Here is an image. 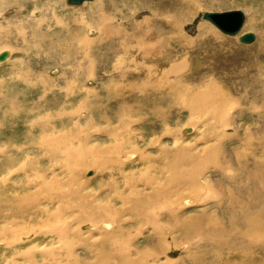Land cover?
Masks as SVG:
<instances>
[{
  "label": "bare ground",
  "instance_id": "obj_1",
  "mask_svg": "<svg viewBox=\"0 0 264 264\" xmlns=\"http://www.w3.org/2000/svg\"><path fill=\"white\" fill-rule=\"evenodd\" d=\"M220 1L134 0L132 13L128 16L135 33L140 34L135 44L139 48L136 53L128 51L130 35L121 26L116 30L117 40L113 39L108 12L113 8L116 13L121 12L115 2L93 0L79 10L71 9L62 18L65 22L56 21L54 27L52 23L45 25L48 32L60 34L62 44L49 40L47 45H42L40 35L43 33L38 27L32 29L35 47L30 50L25 46L22 51L28 54L33 50L41 51L45 55L48 49L45 58H54L55 52L61 55V61L76 67L78 81L75 83L79 88L76 85L73 95H86V82L97 75L93 73L96 68H101L105 74L101 87L107 92V98H104L108 103L99 105L97 99L89 100L90 97L86 99L84 96L82 103L75 108V115L85 108L84 113H91L99 107L110 112L109 103L118 104V108L109 116L105 115L106 118L100 115L105 122L104 128L92 133L101 135V141L90 143L91 134L83 128L84 132L78 130L75 125L74 128L55 129V118L40 116L32 122V126L38 122L35 128L40 132L38 141L32 146L20 145L10 149L0 145V197L11 198L0 206V257L5 258L3 264L17 262L12 259L14 256L6 255V251L17 244L26 246L22 255L28 264H36L37 255L48 260L45 264H252L259 249H264L263 138L252 135L259 125H252L254 122L244 126L237 118L241 119L247 113L256 116V110L264 117V87L259 85H264V42L254 45L251 58L240 63L238 68L235 54L228 52L232 55L229 59L222 54L227 42L218 48L214 43L206 42L210 37H221L219 32L212 28L208 30V27L205 29L206 25L201 22L195 38L180 31L182 23L191 21L201 5L211 10L218 8ZM7 3L8 0H0V8ZM123 3L125 6L127 2ZM139 11L146 13L142 20L136 18ZM58 13L63 11L59 9ZM254 16L249 18L244 14V22L247 19L239 33L242 28L251 30L250 24L254 27ZM3 19L5 23L10 21ZM93 20L109 25L95 29ZM22 23L23 19L17 20L21 27L16 32L26 41L28 38ZM251 31L255 32L256 35L251 33L257 41L259 32H264L258 28V32ZM99 32L106 33L109 42L106 49L100 51L104 57L112 55L108 65L102 64L96 55L94 65L92 56V64L86 63V67L82 61L77 62L79 58L73 64L70 56L76 51L93 50L98 43L100 50ZM9 33H5L6 37ZM235 36L239 37L237 33ZM0 41H4L1 27ZM112 42L122 50L115 52ZM174 43L178 49H174ZM4 51L7 58L3 62L11 57L9 50ZM188 51L203 53L205 62L196 60L195 66L189 63L190 67H187L185 57ZM219 53L227 63L214 60ZM122 58L129 60L124 63ZM245 61L250 62L249 67ZM227 66L231 68L229 73ZM202 67L204 69L198 75L196 70L200 71ZM35 79L42 81L41 76ZM71 82L72 78L67 81V86ZM226 82L232 88L242 85L245 90H259L258 95L246 94V97L252 96L260 106L250 101L252 105L237 113L241 106L231 97ZM179 108L186 111L190 120L183 128L178 126L180 129L175 130L163 123L160 136L184 130L187 140L183 145L174 140L159 144L155 153L141 152L136 146L126 153L124 144H137L131 138H123L120 132L137 131L130 125L136 122L143 126L146 109L164 122L171 116V110ZM61 113L60 116L71 121L70 112ZM158 138L159 135H155L151 144H157ZM111 140L114 143L108 142ZM32 147L35 150L28 151ZM14 150L22 152L18 155L22 160L12 155ZM45 162L48 166L41 168ZM127 163H140V168L125 170ZM86 169L95 175L93 179L83 181L81 172ZM17 176L21 179L16 180ZM92 180L101 187L98 194L90 187ZM87 188L93 191L92 194L85 192ZM193 205L195 211L186 214ZM11 210L29 217L33 211L40 214L32 216L29 223L23 216L12 215ZM82 223L88 226L87 229H82ZM133 224L139 225L135 236L142 235L141 243L134 239L130 229ZM40 235L53 236L48 238L52 249L37 244L35 237ZM173 248L180 251L176 258L168 255ZM83 250L89 255L80 254ZM258 256L264 258L262 253Z\"/></svg>",
  "mask_w": 264,
  "mask_h": 264
},
{
  "label": "rangeland",
  "instance_id": "obj_2",
  "mask_svg": "<svg viewBox=\"0 0 264 264\" xmlns=\"http://www.w3.org/2000/svg\"><path fill=\"white\" fill-rule=\"evenodd\" d=\"M91 1H93V0H86L85 2L83 1L79 4H70L69 5L66 2V0H54V1H52V0H8V3L4 7L0 8V22H2L0 24L1 36L4 39V41H0V47H1L0 52L3 50H9L11 52V57L8 60L3 62L7 58L6 57L4 60L0 61V145H1V147H9L10 149H13V147L20 146V145H24V146L25 145H31L32 146L33 143L38 141V134L40 133L37 130V128H35L38 122H34L33 126H32V122L36 118L39 119L40 116L41 117L45 116V119H47V118L50 119L52 117L55 118V120L53 121L57 126L55 129L60 130L61 128L65 129V127L71 128L75 125L76 126L75 128L78 127L77 128L78 130L79 129L82 130V128H83V130L87 134H91V137L89 138V140L91 139L92 141L90 143L97 142L99 140L101 141L102 136L101 135H95L92 132H98V130L99 131L103 130V128H104L103 124H105V122H104L103 118L100 119V115L103 116L104 118H106L107 116H109V114H111L110 112H112V113L116 112V109L118 108V104L109 103L108 105H110V106L107 105V107H108V109L110 108V112H109V110H106V109L102 110L100 107L98 108L99 110L97 109L95 111H92L91 113L90 112L84 113V111H87V110H85L87 108L82 110V112H80L78 110V113L76 115L74 114V112H75V108H77L78 105L80 103H82L84 98L88 99L90 97L89 100L91 98H95L98 100V101L97 100L96 101L99 103V105H103L104 102H106V104L108 103L107 100L105 99V98H107L105 96V94L107 95V92L105 89L103 90V88L101 87V83L103 82V78H105V74L102 72V69L99 67L96 68L93 73L95 75L96 74L97 75L94 77H90L89 82L88 81L86 82L87 87H86V95L84 94L85 97L82 96V94L73 95L72 91L77 90L76 85H78L75 83L78 81V79L75 78L76 67L71 66L67 62L61 61V59H60L61 55L60 54L57 55L53 51L52 52L55 55L54 58H49V59L45 58L44 56L48 55V53H49V50L46 49L47 46L44 47L46 49L45 55L40 53L41 51L37 53L33 50V51L29 52L30 54L25 53V51H22V49L25 46L28 47V49H30V50H32L35 47V41L32 38V29H34L35 27H38V29H40L41 33H43V35H40L42 45H47L49 40H54L56 43L62 44V41H60V34L58 32L57 33H53L52 31L48 32L45 25H49V23H52L51 26L53 25L52 27H54L56 25L55 22L56 21H62L63 20L62 18L66 17L65 15L69 11H71V9L72 10L73 9L79 10V9L83 8L86 5V3H89ZM123 1L127 2L125 6H124ZM133 1L134 0H105V2H107V3L115 2L116 6L119 7V9H121V12H117V13L114 11L115 8L111 9V11H109L110 13L108 12V14H109L108 15V17H109L108 22L112 23L111 29H112V36H113L114 40H117V38H118L116 30L119 26H121L123 28V30L126 34L130 35V37L127 41L128 42V51L130 53H136L139 50V48L137 46H135V44L137 45L139 35H140L138 33H135L136 29H133V25L130 23V18L128 16L130 13H132L131 10H133L132 9V6L134 4ZM224 3L231 4V6L225 5ZM217 6H218V8H214V9L212 8L210 10V8H206V7L203 8V5H201V7H199V9H197L195 11V13H194L195 15L191 21H187L185 23H182V28L180 31L185 32L187 35H189L192 38L193 37L195 38V36L197 35V30H198L197 27L201 22V24L203 23L206 25L205 29H207V27H208V30L210 28H212L215 31L219 32L221 37L213 36V37H210L209 38L210 40L208 39L206 42L208 44L214 43V45L217 48L220 46L221 43L227 42L226 47L224 48L225 53H222V54H224V57H226V59H229L230 56L232 57L231 53H228V52H232L233 54H235L238 57V58H235L236 67L239 68L244 60H246V59L248 60L249 58H251L252 54L254 53V48H253L254 45L257 46L258 44L264 42V32H259L258 41L256 38H254V40L252 42L247 44V45H251L252 47L245 48V46H247V45L244 43L239 44L240 42L238 41V38H236V36L234 37V35L229 36L226 34H221V32L216 27H214L213 25L211 26V23H209V25H210V27H209L208 21L205 22L204 20H201L199 18L200 14L203 11H225V10L239 8L242 10V12H245L244 13L245 17L249 16V18H250L251 15L252 16L255 15L254 16L255 23L253 24L254 27H252V24H250V26H249L251 30L257 31V28H258L259 31H264V0H221ZM18 9H20V10H18ZM49 9L57 10V12L51 11ZM59 9L63 11L62 14L58 13ZM140 9L143 10V9H145V7H141ZM109 10H110V7H109ZM20 14L22 16H20ZM55 14H58V15H55ZM144 16H146V13L139 11L136 18H137V20H142V18ZM57 17H59V19ZM3 18H8V19H10V21L5 23ZM22 19L24 20V23H22V28L25 30L27 38H28L26 41L22 40V38H20L18 33L16 32L17 28L21 27L20 24H17V20L21 21ZM246 19H245V22H246ZM39 21H41L42 23ZM63 22H65V21L63 20ZM92 22L95 23L94 24L95 29H104L105 27H107L109 25V23L108 24H106V23L98 24V23H96L95 20H93ZM39 23H41L42 26H40ZM5 25H7V26H5ZM251 30H246V29L242 28V32L239 33V31H240L239 30L237 32V36L241 35L244 32H248V31L253 32L254 35H256L255 32L251 31ZM6 32H10L8 37H6V34H5ZM99 37H101L100 50H99V46H98L99 43H98L93 50H91L89 48H84L85 51L83 49H82V51H76L74 54H72L70 56V58L73 61V64H75L76 60L79 58L77 60V62L82 61L83 63H85L84 67H86V63L91 62L90 56H92L95 58V61L93 63V65H94L95 62L97 61V58L95 57V55H96L102 61L101 62L102 64L108 65L112 55H108V56L104 57L103 52H100V51H104L106 49L107 45H109L108 39L106 37V33L99 32L98 38ZM2 44H6V46L3 47L4 45H2ZM64 45L68 46V44H64ZM111 45H112L115 52H120L122 50V49H118L117 43L112 42ZM173 46H174V49L179 48L177 46V43H174ZM168 48H170V47H168ZM87 50H90V51L87 52ZM229 50H231V51H229ZM91 51H92V53H91ZM77 52H78V54H76ZM82 53L84 55H81ZM6 54H7V52H6ZM203 56H204L203 53L198 54L197 52L192 53V52L188 51L187 56L185 57L187 59L186 60V66L187 67H190V65L195 66L196 60H198L199 62L200 61L205 62V59L203 58ZM83 57H85L88 61ZM214 57H215L214 60L217 59L216 61H218V62H220L222 60V55L220 53L218 54V56H214ZM26 58H27V62L25 61ZM80 58L84 59V60H81ZM182 59H184V58H181L180 60H182ZM226 59L224 58L222 60V62L224 61L223 63H227ZM128 60H129L128 58H122V61L124 63H127ZM84 61H86V62H84ZM245 62L247 64V66L249 67L250 62L249 61H245ZM189 63H190V65H189ZM91 64H92V62H91ZM193 69L196 70L195 68H193ZM203 69L204 68L202 67V68H200V71L196 70L197 74L199 75L200 72L202 73ZM230 69L231 68L229 66L226 67V71H228V73L230 72L229 71ZM20 73H23V74H20ZM38 76H41L42 81H38L37 79H35ZM71 78L73 79V83L71 82V85L67 86V81L71 80ZM94 79H95V81H94ZM41 82H44L45 84H42ZM226 83L228 84V89H229V92L231 94V97L234 98L235 100H237L239 103V106H241L239 108L241 110L237 113H241L242 109L244 107H249L250 106L249 104H251L252 101L255 104L258 103L257 106H260V102L259 101L256 102V100L252 96L246 97V94H251L254 96L258 95L259 90H256L253 88H251V89L248 88V90H245V88L242 85H236V87L232 88V87H229V84H230L229 82H226ZM259 85L264 87L263 84H259ZM78 88H79V85H78ZM64 89L67 90L68 92L64 91ZM87 89L91 90L92 93H95L97 95L94 96V94H89V91ZM99 98H101V99H99ZM64 111L70 112L72 114L71 121L66 117L60 116L62 114L61 112H64ZM106 112H108V113L106 114ZM145 112H146L147 117H144V119L146 121L143 124V126H142L141 122H136L134 124H130L131 127L133 129L136 128L137 131L135 130V132H120V134L123 136V138H127L128 140L131 138L132 142H136V144H137V145H135L133 143V145H131L130 142L128 145L124 144L127 154L130 153V150H132V148L135 146L137 148H141V152L155 153L158 145L162 144L163 142L171 143L172 141L176 140L178 144L183 145V141L187 140V138L185 137V135L183 133V132H185L184 130H183V132H178L175 134H171L169 136H164V137L160 136L161 132H163V130H162V127H164L163 123L167 124L171 129H174V130L180 129V128H178V126L183 128L184 124H186L187 121L190 120V116L186 113V111L184 109L179 108V109L171 110V114H170L171 116H169V119L168 120L166 119L164 122H160V120H157L156 117H153L154 115H150L149 114L150 111L148 109H146ZM103 113H105V114H103ZM38 114H40V115L38 116ZM82 114H84L85 116H82ZM255 114H256V116L254 114L247 113V114H244L241 117V119L237 118V120H239V123L243 122L244 126L245 125L249 126L251 123H254V122L256 124L254 123L252 125H259V128L257 130H255L254 132H252V135L254 138L255 137L263 138V147H264V117L258 110H256ZM105 115H106V117H105ZM46 116H47V118H46ZM95 117L97 119H95ZM85 118H86V120H85ZM52 119H51V121H52ZM85 121H88V122H85ZM89 121L93 122L94 124L91 122H90L91 123L90 124ZM100 121H103V122H100ZM113 121L116 124V119H113ZM65 123H70V124L68 125ZM88 123L90 125H88ZM111 125L115 126L114 123H112ZM84 126H86V127H84ZM98 126L99 127L101 126V127L99 128ZM226 130L228 131V128ZM152 133H154V135ZM26 135H28L29 137H26ZM155 135H159V138L156 141L158 143L155 145H152L151 143L153 141H155L152 138L155 137ZM254 135H256V136H254ZM138 138H141V139H138ZM25 140H26V142H24ZM108 142L114 143L113 140L108 141ZM263 147H261V150H262V155L264 157ZM34 150H35V148L32 147L28 151H34ZM21 154H22V152L14 150V154H12V155L16 156L17 160L20 161V160H22V157L20 158L18 155H21ZM230 154H231V152H230ZM42 164H41V168H46L48 166L47 162L42 163ZM132 165L134 167L131 168ZM138 167L140 168V163H135V164L127 163V165L125 166L124 169L125 170L128 169L130 171H133L132 169H136V168L138 169ZM87 170L88 169L81 172V177H82L83 181L87 180L88 178H92L95 175V173L94 172L92 173L91 170L90 171L88 170L89 172H87ZM96 171H98V170H96ZM202 176H203V174L200 175L201 178H202ZM19 179H21L20 176H17L16 180H19ZM29 181H32V178ZM90 187H93L95 189V192H96L95 194H98L100 191V188H101L100 186H98V182L96 183L94 181H93V183H91ZM85 192L92 194L93 191L87 188L85 190ZM191 199H193V198H191ZM9 200H11L10 197H7V196L0 197V206L4 205L5 202L6 201L8 202ZM114 203H115V205H118L116 200H114ZM19 211H21V210H19ZM194 211H195V207L193 205L191 208H189L186 211V214L192 213ZM12 212H13V210H11V214L14 216H18V215L23 216L25 218L24 220L27 219L29 221V223H31L30 220H31L32 216L35 217L36 215L38 216L40 214L39 212L33 211L32 215L29 217L28 215H23V212L18 213V210H15L14 213H12ZM23 217H21L22 218L21 221H23ZM34 220H35V218H33L32 221H34ZM80 226L82 227V229H85V228L87 229V227H88L87 225H85V223H82ZM138 227H139L138 224H133L130 227V229L132 231V234L134 235V239H136L137 241L140 240L139 243H141L142 242V240H141L142 235L141 236L139 235L138 237L135 236L136 235L135 232H136ZM52 237H53L52 235H40V236H36L35 240L38 242L37 244H43V246H46L50 250L53 248V247L51 248V246H53V245L49 243L48 238H52ZM136 240H135V242H137ZM18 245L21 246V248ZM14 247L15 248L17 247L18 249L19 248L20 249L17 250V248L15 249ZM25 247H26L25 245H21V244L14 245L11 248H9L8 251H6V255L8 257L14 256V258H12V259H15V261H17L15 264H28L29 261L24 260L25 258L23 259V255H22L23 254L22 251L25 249ZM179 252H180L179 250H177V249L174 250V248H173L171 251H169L168 255L171 258H176L178 256ZM259 253H262L264 255V249H259ZM259 253L255 256V259L253 260L252 264H264V258L263 259L259 258V256H258ZM80 254L89 255V252H86V250H83V252H80ZM0 256H1V251H0ZM80 258H82V257H80ZM36 261H38L36 264H43V263L45 264L48 260L43 258L41 255H40V257L37 255ZM3 262H5V258L0 257V264H3ZM49 263H51V262H49ZM82 264H84V263H82Z\"/></svg>",
  "mask_w": 264,
  "mask_h": 264
},
{
  "label": "water",
  "instance_id": "obj_3",
  "mask_svg": "<svg viewBox=\"0 0 264 264\" xmlns=\"http://www.w3.org/2000/svg\"><path fill=\"white\" fill-rule=\"evenodd\" d=\"M83 0H66L68 4H79ZM201 20L208 21L216 27L222 34L229 36L235 35L244 22V14L241 9H230L225 11H203L199 17ZM254 35L251 32H245L239 35L240 43H250L253 41ZM6 56L5 51L0 52V61Z\"/></svg>",
  "mask_w": 264,
  "mask_h": 264
}]
</instances>
